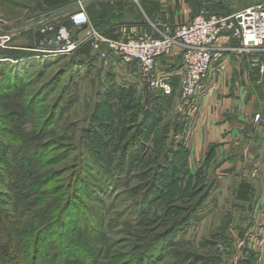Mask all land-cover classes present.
<instances>
[{
	"label": "rangeland",
	"instance_id": "374dc122",
	"mask_svg": "<svg viewBox=\"0 0 264 264\" xmlns=\"http://www.w3.org/2000/svg\"><path fill=\"white\" fill-rule=\"evenodd\" d=\"M219 1L215 8L223 17L264 3ZM79 11L88 16L90 26L72 33L77 41L87 32L101 34L105 25L116 27L119 36L122 28L136 24L119 14L110 23L101 19L94 28L89 12L80 6L72 12ZM55 12L61 13L53 27L42 0H0V264H62L45 254L52 237L41 234L38 225L32 232L39 218L31 215L36 202L42 205L59 196L65 202L61 211L66 210L62 230L74 225L63 232L65 242L70 232L84 225L96 247V264H133L147 241L152 251L136 264H238L245 257L249 264H264L263 230L248 234L250 247L238 243L245 221L240 222L237 202L227 188L233 187L234 179L218 168V146L210 150L212 161L203 179L180 177L185 171L174 168L189 151L184 133L177 129L178 110H191L177 104L179 81L173 100L177 110L149 109L146 88L134 78L132 64L124 65L113 55L114 63L110 58L104 62L91 47L85 55L64 52L65 45L55 38L74 13ZM201 12L206 10L198 15ZM45 30L48 40L38 42L36 34ZM17 50L28 55L2 59L3 52ZM191 114L188 111L185 123ZM165 126L170 127L166 132ZM4 148L6 157L1 155ZM208 152L198 168H205ZM220 157L221 153V161ZM25 192L41 196L31 201ZM27 216L30 229L17 233L15 228ZM16 218L21 225L3 220ZM79 246L73 254L81 252ZM252 248L260 251L259 258L251 255ZM5 249L9 258L3 255Z\"/></svg>",
	"mask_w": 264,
	"mask_h": 264
},
{
	"label": "crops",
	"instance_id": "0c3cea01",
	"mask_svg": "<svg viewBox=\"0 0 264 264\" xmlns=\"http://www.w3.org/2000/svg\"><path fill=\"white\" fill-rule=\"evenodd\" d=\"M193 1L197 4L199 1L208 0ZM143 2H157L162 6L160 13L152 14L155 21L148 18L142 8ZM91 5L94 6L93 11L109 9L112 18L119 14L131 18L136 24L127 30L153 34L156 31L157 37L173 32L177 26L188 21L194 11L192 3H186L185 0H76L71 6L63 8V12H72L79 6L87 11V7ZM60 13L51 12L53 27L57 26ZM137 17L139 19L135 20ZM236 47L241 48L240 41L229 33H224L205 81L204 91L197 101V108L186 125L184 140L189 148L188 162L191 171L199 167L210 146H218L215 154L217 162L220 163L218 168L223 171V176H230L232 181L234 179L233 187L231 185L227 188L233 192L234 201L237 202L236 209L241 213L240 222L245 221V233L242 238L238 236L237 240L239 244L249 246L248 234L256 228L261 233L264 231V73L260 71L264 52H240L235 51ZM181 59V49L174 48L156 62V69L168 79L174 98L178 95L179 81L175 72L180 67ZM130 67L134 69V78L138 83L137 65L132 64ZM177 108L173 101L172 110ZM238 149L241 151L236 157L235 152ZM220 153L223 156L220 157L221 161ZM241 181L251 186V202L248 199L237 200L235 197ZM237 221L238 219L233 220V224ZM262 242L264 236H261L260 243ZM259 252L252 248L254 258H259Z\"/></svg>",
	"mask_w": 264,
	"mask_h": 264
},
{
	"label": "built area",
	"instance_id": "2783aa9c",
	"mask_svg": "<svg viewBox=\"0 0 264 264\" xmlns=\"http://www.w3.org/2000/svg\"><path fill=\"white\" fill-rule=\"evenodd\" d=\"M205 15L206 12H201L193 20L177 26L173 34L157 37L155 30L153 34L122 28L117 39L87 32L84 40L77 41L72 33L90 26L88 16L79 11L57 31L55 39L65 45L64 52L69 54L81 45L89 44L104 62L113 55L124 65L136 64L140 82L149 90H157L164 95H170L172 89L166 76L157 71L156 62L174 48H180L181 64L175 72L179 79L177 104L182 109L190 108L188 111L193 113L224 33L240 41V52H264V3L225 17L213 14L206 18ZM260 71L264 73V62Z\"/></svg>",
	"mask_w": 264,
	"mask_h": 264
},
{
	"label": "trees",
	"instance_id": "16d2710c",
	"mask_svg": "<svg viewBox=\"0 0 264 264\" xmlns=\"http://www.w3.org/2000/svg\"><path fill=\"white\" fill-rule=\"evenodd\" d=\"M76 0H42L44 7L52 12V11H56V10H61L65 7L71 6ZM186 3H192V9L193 11V15L191 16V19L194 18L195 16L198 15L199 11L203 8L204 10H206V15L210 16L213 14L219 13L217 12V8L219 7L220 1L219 0H213L210 1L208 0L207 2H198L197 4L193 3V0H185ZM143 7L146 10V14L147 16L151 19V21H155V18L152 17V14H157L160 13L161 10V5L157 2H143L142 3ZM217 7V8H215ZM93 8L94 6H90L87 7V12H89L90 16H91V23L93 24L94 28H97L99 26V24L97 22H99L101 19L104 18H108V23L112 22V20H114L115 18H112V13L110 12L109 9H102V10H96L93 12ZM222 8V6H221ZM107 13V16H104V14ZM224 16H229V14H222ZM231 15V14H230ZM99 33H101L103 36L107 37V38H111V39H117L118 38V31L117 28H110V25H105V30H99ZM90 48L89 44H83L81 45L75 52L78 53V55H85L88 51V49ZM24 55H28L27 53H23V51H19L17 50V52H3L2 53V59H16L19 60L21 59ZM109 62L112 64L113 61L111 59V55L109 56ZM146 88V87H144ZM144 94L145 96V102L147 103V105L151 106V109H155L157 108L158 110H171L173 107V100H174V92L172 91L170 95H164L162 92L160 91H149V89H145ZM164 111H161L160 113H162ZM187 110H180L179 112V118H181V123L178 124L177 129H178V134L184 133V131H186V125L187 123H185L186 118L187 117ZM152 118V117H151ZM149 123V121L147 120L144 124ZM144 128V125H143ZM162 128V127H160ZM170 129V127L168 128V126L164 127V131H168ZM184 145V144H183ZM185 146V145H184ZM214 145L209 147V152L211 150V152L214 150L213 148ZM187 149V148H185ZM213 149V150H212ZM186 151V150H185ZM187 154H185L184 159L181 161V163L179 165H177L175 168V170L179 169V172L185 171L183 173V175H180V177H185V176H189L191 178H197V179H203L205 177V173H206V167H209L210 163H211V159L210 157H212V153L208 152V156L205 163V168H197L196 172L193 174L190 173L188 165H187V159H188V155H189V151H186ZM8 154V149H3L1 155L2 157H6V155ZM177 159V158H176ZM173 161V160H172ZM178 161V159H177ZM181 169V170H180ZM17 172L20 173L22 172V169H17ZM32 177H30V179L27 180V183L29 185L32 184ZM251 186L249 184H247L245 181H241L237 187L236 190V199L240 200V199H248V201H252L253 197H252V189L250 188ZM27 193V192H25ZM66 195V194H63ZM41 196H35L33 192L27 193V198L32 200H37L38 197ZM64 197H55L53 199H46L43 204L41 205L40 203L36 202L35 206H33L35 208V212L31 213L32 218H39L38 223L36 222L33 226H32V232L36 229V225H38L37 230L41 233V234H47L50 235L52 237V245H50V249L47 250V252L45 254L51 256V259H56V260H61L62 264H96V260L94 259L95 256V246L90 244V238L86 237L87 233L85 231V226L84 225H80V227H77L74 231L70 232L69 235V239L68 242L66 243L64 240V236H62L63 232L66 231H70V229H72L74 227V225H69L67 228H65L64 230H62V225H61V218L63 216V214L66 212V210L61 211V209L64 207ZM25 205V207L27 206L26 203H23V206ZM68 206H66L67 208ZM1 219V218H0ZM27 220L23 221L24 224H17V218L15 219L16 222L14 221H8L6 219H3L6 223V225H9V223L11 224H16V225H21V226H17V228H15L17 230V233H20V230L23 229V227H29V225H27L26 223L29 222L30 218L27 216L26 218ZM4 223V224H5ZM34 223V222H33ZM98 226L97 222H94L93 225ZM35 226V227H34ZM34 227V228H33ZM28 229V230H29ZM68 229V230H67ZM243 233H245L244 230H240L239 233V237L238 238H242L243 237ZM60 236H62V238L60 239ZM101 236V234H100ZM56 241H59L60 244H56ZM148 242V241H147ZM147 242L143 245L142 247V252H140L139 256L136 254V261H144L145 260V253L149 254L152 251V247L151 245H147ZM9 243H11V239H9ZM79 244L82 246L81 252L80 253H75L73 254V252H75L76 250L73 249H79L80 246ZM9 249V246H7ZM154 248V247H153ZM55 249V250H54ZM69 249H72V252H66ZM230 248H227V250H229ZM66 250V251H65ZM13 251V250H12ZM52 251V252H51ZM3 255L5 256V258H9L10 254L8 253V250L5 249V252L3 253ZM46 255V256H47ZM253 257L254 255L251 254ZM45 256V255H44ZM134 256V255H133ZM135 258V257H134ZM81 259H83L81 261ZM141 259V260H140ZM245 262L241 261L238 264H249V260L250 258H246L245 257ZM136 261H134L133 264H136ZM47 264V263H46Z\"/></svg>",
	"mask_w": 264,
	"mask_h": 264
},
{
	"label": "bare ground",
	"instance_id": "6f19581e",
	"mask_svg": "<svg viewBox=\"0 0 264 264\" xmlns=\"http://www.w3.org/2000/svg\"><path fill=\"white\" fill-rule=\"evenodd\" d=\"M48 32L49 31H43V32H38L37 34H36V40L38 41V42H44L45 40H48ZM75 53V52H74Z\"/></svg>",
	"mask_w": 264,
	"mask_h": 264
}]
</instances>
